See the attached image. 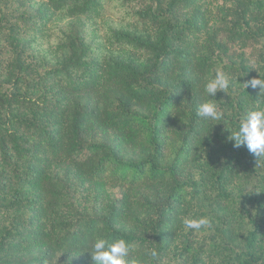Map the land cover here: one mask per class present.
Returning <instances> with one entry per match:
<instances>
[{"label": "trees", "instance_id": "16d2710c", "mask_svg": "<svg viewBox=\"0 0 264 264\" xmlns=\"http://www.w3.org/2000/svg\"><path fill=\"white\" fill-rule=\"evenodd\" d=\"M258 76L264 0H0V264H93L98 236L128 264H264V157L229 138Z\"/></svg>", "mask_w": 264, "mask_h": 264}, {"label": "clouds", "instance_id": "9594fccd", "mask_svg": "<svg viewBox=\"0 0 264 264\" xmlns=\"http://www.w3.org/2000/svg\"><path fill=\"white\" fill-rule=\"evenodd\" d=\"M229 83L225 73L218 70L214 77L206 82L204 89L208 96L215 97L218 90L225 92ZM243 85L244 88L258 87L259 97L264 98V79H260L259 76L254 77ZM196 115L204 120L215 121L221 119L222 113L217 110L215 103L204 101L197 106ZM229 138L233 141L234 147L244 146L254 156L264 157V107L257 103L246 110L239 118L236 128L231 131ZM183 224L190 230L200 231L210 227L211 221L207 217L185 218ZM130 251V246L124 239L109 241L103 236H98L93 241L89 253L93 264H128Z\"/></svg>", "mask_w": 264, "mask_h": 264}]
</instances>
